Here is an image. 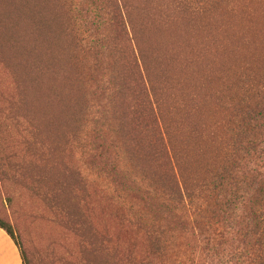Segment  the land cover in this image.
Returning <instances> with one entry per match:
<instances>
[{
    "label": "trees",
    "instance_id": "1",
    "mask_svg": "<svg viewBox=\"0 0 264 264\" xmlns=\"http://www.w3.org/2000/svg\"><path fill=\"white\" fill-rule=\"evenodd\" d=\"M238 1L0 0L1 69L22 97L27 47L71 104L61 214L96 183L143 260L264 264V30Z\"/></svg>",
    "mask_w": 264,
    "mask_h": 264
},
{
    "label": "rangeland",
    "instance_id": "2",
    "mask_svg": "<svg viewBox=\"0 0 264 264\" xmlns=\"http://www.w3.org/2000/svg\"><path fill=\"white\" fill-rule=\"evenodd\" d=\"M237 9L247 15L245 21L239 17L242 24L264 30V0H239ZM37 54L31 56L27 47L19 53L22 97L0 66V220L11 226L30 264L159 262L143 260L145 236L127 220L119 203L99 192L98 184H88L97 192L77 197L70 215L55 207L60 181H65L60 176L81 164L71 104L61 96L53 74L39 69L47 58Z\"/></svg>",
    "mask_w": 264,
    "mask_h": 264
},
{
    "label": "crops",
    "instance_id": "3",
    "mask_svg": "<svg viewBox=\"0 0 264 264\" xmlns=\"http://www.w3.org/2000/svg\"><path fill=\"white\" fill-rule=\"evenodd\" d=\"M0 264H23L19 247L2 228H0Z\"/></svg>",
    "mask_w": 264,
    "mask_h": 264
}]
</instances>
